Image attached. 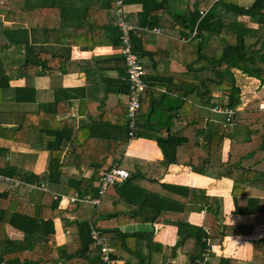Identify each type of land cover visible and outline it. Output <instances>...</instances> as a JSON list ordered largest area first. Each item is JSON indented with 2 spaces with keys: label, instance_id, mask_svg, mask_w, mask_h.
Here are the masks:
<instances>
[{
  "label": "crops",
  "instance_id": "0c3cea01",
  "mask_svg": "<svg viewBox=\"0 0 264 264\" xmlns=\"http://www.w3.org/2000/svg\"><path fill=\"white\" fill-rule=\"evenodd\" d=\"M87 1L63 0L44 17L32 18L31 23L37 21L40 24L36 28H28L27 12L21 14L16 9L10 12L8 19L4 21L8 29L28 28L30 46L42 53L57 56V59L55 63H47V66H52V71L46 67L40 75L34 76L35 93L31 95L34 96L33 102L16 101L17 90L27 85L28 78L11 80L10 87L0 96L2 126L6 129L16 128L23 118L25 121L30 114L39 111L48 114L55 105H58L56 108L60 110L55 122L63 123L60 128L52 127L53 120L48 117L37 125L26 124L22 140L19 142L0 139V145L9 149L10 165L19 171L43 176L47 172L51 154L47 147L52 144H57L56 148L59 146L52 135V129L56 128L57 135H63L62 129L67 128V124L71 127V138L63 142L61 150H57L63 154L62 162L67 165V174L95 179L93 186H97V181L105 172L104 167L116 152L120 157L113 166L121 165L120 167L127 170L131 176L124 187L123 183L111 189L99 206L81 203L72 211L68 210L72 204V196L67 194L68 187L63 184L45 183L49 192L60 195L62 199L60 209L63 212L61 218L55 221L57 245L71 241L61 220L67 219L69 222L87 221L91 223V227L99 229L109 239L116 258L119 255L118 248L121 249L116 264H125L126 257H131L130 252L126 251V246L132 247L137 254L139 251L143 254L151 252V264H189V254L198 251L196 237L199 234H205L204 241L208 235L209 244L208 250L203 253L202 264H219L222 258L233 260L237 264H249L254 255V243L264 240V224H256L254 215L234 213L232 181L192 172L190 167L182 164L165 168L162 163L164 154L152 138L137 137L129 141L123 149L122 145L127 138V74L124 69L123 75L119 73V64H123L119 50L104 44L107 40V29L97 25L93 27L82 19L85 14H95L94 11L98 12L102 7L101 1ZM255 1L237 0L244 8L251 7ZM141 2L142 0H134L125 4V12L128 15L141 13ZM8 3L9 0H0V5ZM47 4L44 0H22L19 7L35 10ZM152 4L155 5L156 2ZM165 8L166 10L156 13L167 19L171 24L168 29L172 33L170 34L164 25L155 26L163 29L164 34L149 33L151 35H145L142 39V52L139 57L147 72L146 82L148 86L150 84V92L143 98L147 104V114L140 123L148 126L146 121L153 109L154 123L177 121L181 131L191 118H200L204 121L205 129L215 131L222 115L213 112V108L202 107L195 101L186 100L185 96L176 90H190V69L201 70L218 61L214 51L221 49L223 43L211 38L204 46V41L184 35L181 20L176 24L174 19L178 14L186 15L187 0H169ZM169 14L173 21L168 17ZM19 18L25 22L18 23ZM239 21L264 35V25L258 24L254 19L241 16ZM49 25L50 28L54 25V30L50 29ZM197 45H202L201 52L196 50ZM80 62H95L96 66L82 65ZM244 77L247 79L241 83ZM236 78L242 88L243 107L250 102H256L258 109L264 112V85L240 71H236ZM120 81L124 84L125 92L118 91L117 84L120 85ZM199 88L203 89V85L200 84ZM186 101L190 104L184 105ZM213 102L223 105L226 99L222 93L216 92ZM179 110L183 117L176 114ZM161 126L159 133L167 138L168 127ZM142 132L155 134L147 129ZM230 144V140L224 144L223 161L228 160ZM183 153L181 150V154ZM185 158L186 156L182 159ZM96 168L102 170L96 173ZM183 188L192 190L189 197L191 200L201 194L196 189L205 191L207 196L218 201V214L212 213L208 205H192L186 200L185 194L188 191L182 190ZM32 189L44 191L36 183ZM246 196L262 198L263 194L247 187ZM87 197L93 195L89 194ZM177 222H180L179 226ZM225 226H238L241 233L219 240ZM196 229H201L202 232ZM250 229L251 232H247ZM7 234L12 240L24 238L22 232L11 226L7 227ZM149 237L152 240L147 242Z\"/></svg>",
  "mask_w": 264,
  "mask_h": 264
},
{
  "label": "trees",
  "instance_id": "16d2710c",
  "mask_svg": "<svg viewBox=\"0 0 264 264\" xmlns=\"http://www.w3.org/2000/svg\"><path fill=\"white\" fill-rule=\"evenodd\" d=\"M21 1L9 0L7 5H0V96L10 87L11 80L28 78L27 85L17 90L16 101L23 103L34 101V96H31L35 93L34 76L40 75L46 67L52 71V66H47V63L50 61L55 63L57 59V56L42 53L30 46L28 28L30 26L32 28L40 26L39 22L34 21L31 23V20L34 16L37 19L40 16L44 17L48 11L54 9L63 0H44L49 5L47 4L35 10L19 7ZM79 1L88 2L87 0ZM98 1L102 3L100 11H94L95 14L90 13V15L87 13L82 16V19L93 27H96V25L99 28L105 27L108 33L104 44L111 45L119 50L122 42L116 14L117 0ZM132 1L134 0H124V3L130 4ZM168 1L142 0V12L134 15L126 13V19L131 25L140 27L149 26L152 28L164 25L171 34L172 32L169 31L171 24L167 22L166 18L156 13V11L166 10L165 7ZM152 2H156V6ZM187 3L188 12L186 15L178 14L174 19L176 24L181 20L180 25L184 30V35L189 38L197 30L195 38L204 41V46L211 38L219 40L223 43V46L221 49L214 51V56L219 59L218 61H214V63L201 70L190 69L189 76L192 79L190 90L181 88L176 91H180L186 100L195 101L202 107L211 109L219 105L212 103V101L214 100V94L220 92L226 99L223 106L234 109L236 112L231 119L226 115H222V120L215 131L205 129L204 121L200 118H191L187 126L183 128L184 130L179 131L177 121L175 123L168 120L165 124L154 123L153 115L155 111L152 109L149 119L146 121L148 126H146L143 123L141 124L140 121L143 122L144 115L147 114V109H145L147 104L144 103L143 98L150 92L149 84V89L147 88L143 94L142 107L138 114L137 136L152 138L158 143L164 154L162 163L165 168L173 164H182L190 167L192 172L219 180L228 179L232 181L234 213L254 215L256 224H264V112L258 109L256 102H250V104L243 107L242 88L238 85L236 78V71H240L245 76L255 78L261 85H264V35H261L258 30L248 28L245 23L239 21L241 16H248L257 21L258 24L264 25V0H256L249 8L240 6L237 0H187ZM61 8L63 9V7ZM15 9L21 14L27 12V17L29 16L26 21L28 23L27 29L24 27L13 29L5 27L4 21L8 19L10 12ZM204 9L207 12L203 16L201 12ZM62 11L60 10V12ZM168 17H171V14ZM133 18L137 19L134 20ZM24 22L25 20L22 18L18 19V23L23 24ZM49 28L47 27V32H49ZM50 29L54 30V25ZM145 35L151 34L143 32L138 36L132 35V42L139 56L142 52V39ZM201 46L197 45L196 50L201 52ZM121 58H119V63ZM80 64L96 66L95 62H80ZM11 68L14 70L8 71ZM123 69L126 70L125 65L120 63V75L124 74ZM120 83V85L117 84L118 91L125 92L124 84L122 81ZM200 84L203 85V89L199 88ZM126 85L128 93V82ZM185 104L189 105L190 103L186 101ZM57 106L51 107V112L48 114L43 113V111L30 114L29 118L25 121L23 118L19 126L13 129L4 128L0 120V139L19 142L22 140L26 124L37 125L42 120L46 121L48 117L53 120L52 127L60 128L63 123L55 122L57 114L60 112L56 108ZM176 114L182 116L180 110ZM161 125L168 127L169 136L167 138L159 133V130L162 129ZM66 126L67 128L62 129L63 135H57L56 128L52 129L54 131L52 135L55 136L56 143L58 142L59 146L56 148L57 144H52L47 147L51 154L47 172L41 177L27 171H19L11 166L9 149L0 145V172L6 177L25 183L17 188H12L9 184L0 181V264L100 263V249L91 236V223L87 221L69 222L67 219H61L63 228L68 231L71 241L63 245H57L55 221L57 218H61L63 212L60 209L61 196L56 195L54 192L35 190L31 187L34 186V183L37 186H42L49 182L50 184L66 185L68 187L67 194L72 197L79 195L84 198L89 194L93 197L98 195V185L93 186L95 179H84L67 174V165L62 162L63 154L61 151H57L61 150L63 142L71 138L69 129L71 127L67 124ZM143 129L155 132V134H144ZM128 132L126 124L127 138L122 145L123 149L130 141ZM227 140L231 141L230 150L228 160L223 161L222 152ZM181 150L184 152L183 154H181ZM184 156H186L185 160L182 159ZM111 157V161L103 169L105 172L111 169L120 155L115 152ZM100 170L102 168H96L95 172L97 173ZM101 178L102 176L97 181L98 183ZM126 183L127 181L123 187ZM247 187L260 191L263 197H247ZM182 190L188 191L185 194L186 200L192 205H208L212 213L218 214V201L207 196L205 191L196 189L201 194L191 200L189 197L192 190L189 188H183ZM78 204L81 203H72L68 210H74ZM176 224L179 226L180 222ZM8 226L22 232L24 238L22 240L10 239L7 234ZM239 228L238 226H225L219 240H223L226 236L240 234ZM251 229L247 232H251ZM196 230L202 232L201 229ZM204 237L205 234H199L196 237L198 251L189 254V264H197V261H199L198 264H202V260H204L203 253L209 248L208 235H206V241L203 240ZM149 239L147 242L152 240L150 237ZM125 246L126 244H124ZM254 246V255L249 264H264V240L255 242ZM125 248L131 254V257H126L125 264H151V252L143 254L139 251V254H137L132 247L126 246ZM118 250L120 255L122 250L119 248ZM119 255H117V258H120ZM117 258L114 254H111L113 262L117 263ZM219 264H237V262L222 258Z\"/></svg>",
  "mask_w": 264,
  "mask_h": 264
},
{
  "label": "built area",
  "instance_id": "2783aa9c",
  "mask_svg": "<svg viewBox=\"0 0 264 264\" xmlns=\"http://www.w3.org/2000/svg\"><path fill=\"white\" fill-rule=\"evenodd\" d=\"M116 14L118 19V27L121 32L122 46L119 49V54L122 57L123 64L126 68L127 82H128V101L126 112V124L128 126L129 140L136 139L137 136V123L138 114L142 107V97L145 90L148 88L146 82V69L143 66L141 59L135 51V46L132 42V35L138 36L141 33H154L163 35V29L159 27H140L131 25L126 19L125 3L124 0H117ZM207 10H203L201 14L204 16ZM197 36V30L192 34V37ZM213 112L221 115H226L232 118L236 110L227 106L217 105L213 108ZM130 173L118 165L113 166L109 171L102 174V178L98 183V195L95 197H80L79 195L73 196L70 199L71 203L80 202L86 204H93L99 206L101 201L107 196L109 191L117 185H121L130 179ZM0 181L9 184L12 188H17L23 181H19L10 177L4 176L0 172ZM32 187V186H31ZM44 191L47 190L46 185H42ZM91 236L95 240L100 249V263L99 264H116L111 259V254L114 250L109 240L105 235L96 227H91Z\"/></svg>",
  "mask_w": 264,
  "mask_h": 264
},
{
  "label": "rangeland",
  "instance_id": "374dc122",
  "mask_svg": "<svg viewBox=\"0 0 264 264\" xmlns=\"http://www.w3.org/2000/svg\"><path fill=\"white\" fill-rule=\"evenodd\" d=\"M247 79V77H244L243 79H242V81H240L241 83H244V81ZM264 109V108H263ZM83 204H86V203H83ZM86 205H91V206H95V205H93V204H86ZM11 237H14V236H11Z\"/></svg>",
  "mask_w": 264,
  "mask_h": 264
}]
</instances>
